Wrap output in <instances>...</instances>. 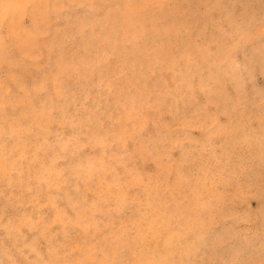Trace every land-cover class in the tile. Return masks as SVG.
Masks as SVG:
<instances>
[{
    "label": "rangeland",
    "instance_id": "374dc122",
    "mask_svg": "<svg viewBox=\"0 0 264 264\" xmlns=\"http://www.w3.org/2000/svg\"><path fill=\"white\" fill-rule=\"evenodd\" d=\"M0 264H264V0H0Z\"/></svg>",
    "mask_w": 264,
    "mask_h": 264
}]
</instances>
